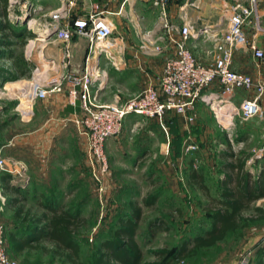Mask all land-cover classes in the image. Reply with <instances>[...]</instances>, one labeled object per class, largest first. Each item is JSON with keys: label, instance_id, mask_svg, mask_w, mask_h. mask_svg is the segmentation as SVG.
<instances>
[{"label": "crops", "instance_id": "0c3cea01", "mask_svg": "<svg viewBox=\"0 0 264 264\" xmlns=\"http://www.w3.org/2000/svg\"><path fill=\"white\" fill-rule=\"evenodd\" d=\"M92 1L96 0H76V6L72 8L71 20L86 16ZM226 1L234 3L238 0ZM239 1L249 3V0ZM223 3L213 0H171L168 4L169 20L175 27H181L186 19L191 20L199 29H208L210 33H222L227 26V19L223 17L221 10ZM263 4L264 2L261 8ZM115 6L111 8L110 17L115 23L114 36L121 41L124 53L122 67L112 66L104 88L93 89L94 93H98L99 101L104 103L125 101L140 93L148 83L156 81L165 60L175 52V46L168 40L163 43L164 50L159 54L149 53L141 47L145 34L158 29L159 10L153 6L151 0H124L120 5ZM262 15V30L257 32L255 29L254 40L251 41L264 48L263 10ZM120 16H123L125 21L119 29ZM250 26H246V32H249ZM31 32L33 31L27 28V32L20 38L29 41L36 33L33 32L34 35H31ZM32 41V59L27 57L26 49L24 55L34 63V67L42 65L41 80L54 82L62 79L67 73L82 71L89 46L86 38L75 34L71 42L72 58L69 60L65 58L64 42L56 39L55 36L47 37L41 44L34 39ZM2 47L5 52L8 50L4 45ZM188 47L200 62L210 63L207 50L211 48V44L203 36L198 39L191 38ZM5 52L0 51V59L7 61L8 69L1 71L0 83L8 92H1V95L6 94L7 99L12 102L0 106V153L7 160L6 165L9 169L2 173L1 178L8 180L10 185L21 188L22 193L6 188V184L1 179L6 201L0 200V211H4V214L10 215L15 221L14 211L19 206L32 210L28 206L30 202L39 206L42 212L40 202L48 201L63 209L76 207L82 215H85L88 205L85 187L87 177L91 175L87 162L88 147L84 135L74 122L75 118L83 114L81 101L78 99L76 105L70 104L69 83L66 79L63 80L65 87L63 92L52 93L44 99L29 98L34 83L32 74L29 78L13 79L11 76L17 75V70L13 65V59L7 57ZM15 52L17 53L16 50ZM51 59L55 60V66L49 63ZM103 61L104 57L101 58L104 67ZM233 69L250 74L257 81L264 82V65L258 62L250 48H239L235 51ZM6 83H16V88L9 90ZM207 92L224 100L219 104L222 111L228 113V119L233 115L232 124L218 120L213 115L214 107L203 101H198L196 104V121L193 124H188L179 114L169 112L166 116L168 134L159 121L130 114L124 120L121 134L109 138L106 142L109 159L115 160L118 154L123 162L132 161L134 166L143 161L157 163V167H161V161L165 162L166 155L170 153L166 149L169 144L167 141L171 142L175 138L177 145L172 149L170 156L177 161L183 160L186 145L197 144L196 142L203 135L214 132V116L222 130L239 124L237 123L239 116L234 113L233 108L238 107L245 98L253 94L245 89H237L232 96L223 95L218 82L210 86ZM260 103L263 108L262 115L251 118L244 122L242 127L240 126L242 132L238 140L241 150L246 151L250 147L251 151H254L247 165L254 179L264 174V95ZM4 107L10 112H5ZM9 113H11L9 118H2V114ZM195 151L188 153L192 154ZM188 165L190 183L193 185L191 173L198 170H194L195 164L191 161ZM13 199L17 201L14 202ZM16 222L23 223L21 219ZM262 243L261 248L264 252V240ZM35 251L38 252L32 248H26L22 252L11 251V256L21 260L22 264H39L37 261L25 260L26 255ZM252 264H257V260Z\"/></svg>", "mask_w": 264, "mask_h": 264}, {"label": "built area", "instance_id": "2783aa9c", "mask_svg": "<svg viewBox=\"0 0 264 264\" xmlns=\"http://www.w3.org/2000/svg\"><path fill=\"white\" fill-rule=\"evenodd\" d=\"M60 5L40 17H50L44 23L39 22L36 14L45 7L37 0H7V15L19 20H27L28 29L38 26L37 33L46 40V35L53 32L56 39L64 42V54L67 60L72 58L71 42L76 35L88 40L89 46L82 71L67 73L62 79L45 82L40 79L42 65L32 69L34 83L29 93L31 99H44L52 93L63 92L64 81L67 80L68 100L76 105L81 101L83 114L74 119L87 142V162L91 176L96 183L100 201L106 193L107 177L110 174V162L106 152L109 138L118 137L123 129L124 120L130 114L159 121L168 134L166 116L175 112L184 117L188 124L196 121L195 108L198 101L214 107L215 116L225 124H232L233 115L221 112L218 99L207 89L215 82L221 86L223 95L232 96L237 89H245L252 94L245 98L233 111L243 120L262 115L261 97L264 95V82L257 81L252 75L233 69L235 51L239 48H250L254 57L264 65V48L248 39L246 26H254L257 32L262 30V0H249L229 3L226 0L221 8L223 17L227 19L226 29L222 33H210L208 29H199L191 20L184 21L181 27H175L168 16V4L171 0H151L159 10L158 29L145 34L142 49L152 54L162 53L163 43L168 40L175 46L174 54L164 62L163 69L155 82L148 83L143 90L125 101L116 100L111 103L100 102L98 93L104 88L108 72L101 64V58L108 59L114 66L122 67L124 53L121 41L114 36L115 23L108 11L100 4L92 1L90 10L84 17L71 20L72 8L76 0H59ZM262 9V10H261ZM42 26V27H41ZM204 37L210 42L207 50L209 64L200 62L188 47L191 38ZM33 41L29 39L26 55L33 57ZM69 62V61H68ZM55 66V60H49ZM216 100H218L216 103ZM219 115H223L220 117ZM198 149L195 143L186 145V152ZM264 150V148H263ZM7 160L0 153V200L6 201L1 184V175L9 170ZM5 224L0 220V264H21L11 257L6 248ZM250 255L245 256L240 264H250Z\"/></svg>", "mask_w": 264, "mask_h": 264}, {"label": "rangeland", "instance_id": "374dc122", "mask_svg": "<svg viewBox=\"0 0 264 264\" xmlns=\"http://www.w3.org/2000/svg\"><path fill=\"white\" fill-rule=\"evenodd\" d=\"M122 1L124 0H96L101 8L108 11L109 14L111 8L116 7V4L120 5ZM37 2L42 4L45 9L38 12L36 18L60 5L59 0H37ZM119 19L120 29L125 19L123 16H120ZM7 20L12 25L28 27L27 20L8 17L7 6L4 8V4L0 0V23H5ZM47 20H50L49 16H42L39 22L44 23ZM31 27L30 30L36 32L32 39L36 40L38 44L45 42L44 38L37 33L38 26ZM254 30L255 27L250 26L249 32H247L248 39L254 40ZM262 35L264 36V33ZM1 38L4 37L0 33ZM9 40H11L12 48L18 54L24 53L25 49L28 48V41L21 38L11 36ZM4 50L0 46V51L5 52ZM7 64L6 60L0 59V73L2 70L8 69ZM103 64L109 74L114 65L106 58H104ZM6 84L7 88L10 86L12 88L16 83ZM1 92L8 91L0 83V106L12 102L7 99L6 94L1 95ZM4 111L8 112L9 110L4 107ZM10 114H2L1 116H3L2 118H9ZM213 119L215 122L214 132H208L196 142L199 147L194 153L191 154L185 150L183 160L177 161L170 156L172 149L177 145L175 138L171 142L167 141L169 144L166 149L170 153L166 155L165 162L161 161V167H157V163L143 161L134 166L132 161L123 162L122 157L118 154L115 156V160L109 159L110 174L107 177L106 193L103 194L102 201H100L101 197L97 191L96 183L92 176L88 175L85 187L88 205L84 215L88 218V222L81 228L79 236L84 263L95 264V253L100 242L110 237L118 227V219L130 212V202H137L142 208L135 239L142 249L145 262L160 260L156 253L158 250H169L174 253L183 242H187V249L194 247V238L211 226L210 215L207 212L210 201L207 193L219 197L223 192L221 184V178H224L225 174H223L222 164L225 160L223 152L230 150V147L226 145V140L230 142L231 150L239 153L245 151L240 149L238 140L241 136L242 124L247 120H243L239 116L237 119L239 124L222 130L215 116ZM245 152L254 154L250 147ZM190 161L195 164L194 170H198L197 172L204 176V182L207 185L205 189L200 187V180L192 178L194 184L191 185L190 166L188 165ZM149 193L157 194L158 198L153 205L146 206L143 199ZM256 204L264 205V200L253 202V205ZM28 206L32 208L35 214L41 212V208L33 205V203L28 202ZM249 213L246 211V214ZM0 220L5 224L8 231L18 227V223L10 218V215L4 214V211H0ZM151 222L157 224L153 235L149 233ZM165 226H168L167 230L164 229ZM263 240L264 221L254 222L236 232L229 233L225 239L218 241L211 247H203L193 254L180 257L173 264H240L247 255H250V264H252L256 261L255 255L257 254V251L253 250L263 247ZM44 244L52 246L49 242ZM10 247L9 241L6 240V248L11 256ZM25 260L27 262L37 261L39 264H64L61 259L52 255H44L40 251L26 255ZM18 261L22 264L21 260L18 259Z\"/></svg>", "mask_w": 264, "mask_h": 264}, {"label": "trees", "instance_id": "16d2710c", "mask_svg": "<svg viewBox=\"0 0 264 264\" xmlns=\"http://www.w3.org/2000/svg\"><path fill=\"white\" fill-rule=\"evenodd\" d=\"M2 2L5 8L7 0H2ZM25 32H27V27L24 25H12L9 20L0 23V33L4 37L0 39V46L4 45L8 48L5 53L7 57L13 59V65L17 70V75H14L13 79L29 78L34 67V63L28 60L24 53L18 54L11 48L9 38L11 36L20 38ZM31 35H34L33 32ZM226 145L230 147V150L223 152V158H225L223 162L225 174L221 181L223 192L219 197L207 193L210 200L207 212L210 215L211 226L194 238L193 248L187 249V242H183L174 253L169 250H158L156 253L160 260L145 262L142 249L135 239L142 208L137 202H130V212L121 216L113 234L100 242L94 263L173 264L182 256L193 254L200 248L215 245L218 241L225 239L229 233L236 232L251 223L264 221V206L253 205V202L264 198V174L254 179L253 173L247 169L248 160L254 154L231 150L228 140H226ZM191 176L194 180H200L199 185L202 189L207 187L203 175L194 171ZM1 179L6 184V188L22 193L21 188L10 185L5 178ZM157 198V194L149 193L143 199V203L151 206ZM39 205L43 210L38 214L33 213L31 209H25L24 206H19L14 211L15 222L21 219L24 224L18 223L15 229L5 231V239L9 241L11 251L22 252L26 248H32L44 255L59 258L64 264H86L82 261V244L79 236L88 218L82 215L76 207L63 209L48 201L40 202ZM246 211L250 213L246 214ZM156 227L157 224L151 222L149 233L153 235ZM164 229L167 230L168 226ZM45 242L51 243L52 246L45 245ZM256 260L257 264H264L262 248L257 250Z\"/></svg>", "mask_w": 264, "mask_h": 264}, {"label": "bare ground", "instance_id": "6f19581e", "mask_svg": "<svg viewBox=\"0 0 264 264\" xmlns=\"http://www.w3.org/2000/svg\"><path fill=\"white\" fill-rule=\"evenodd\" d=\"M13 84H15V83H13ZM14 87H15V85H14ZM14 87L11 88V86H10L8 89H9V90H13ZM221 112H224V111H221ZM219 116H220V117H223V115H219Z\"/></svg>", "mask_w": 264, "mask_h": 264}, {"label": "water", "instance_id": "95a60500", "mask_svg": "<svg viewBox=\"0 0 264 264\" xmlns=\"http://www.w3.org/2000/svg\"><path fill=\"white\" fill-rule=\"evenodd\" d=\"M52 34H53V32H52V33H50V34H48V35H46V37H50V36H52Z\"/></svg>", "mask_w": 264, "mask_h": 264}]
</instances>
